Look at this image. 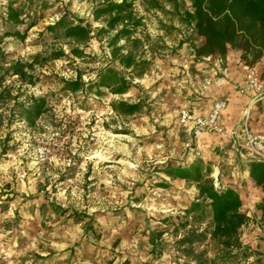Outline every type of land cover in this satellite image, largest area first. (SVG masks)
<instances>
[{
    "label": "rangeland",
    "instance_id": "1",
    "mask_svg": "<svg viewBox=\"0 0 264 264\" xmlns=\"http://www.w3.org/2000/svg\"><path fill=\"white\" fill-rule=\"evenodd\" d=\"M47 1L49 8L23 41L5 37L0 42L8 62H29L33 54L58 49L67 54L34 64L29 70L36 78L32 85L15 76L5 82L13 95L21 93L19 99L43 96L48 107L29 126L16 117L7 121L0 103V264H172L171 254L151 257L146 233L158 217L178 213L196 195L192 185L171 180L159 169L168 160L197 158L186 153L189 137L178 113L197 95L195 64L203 58H194L193 47L202 39L170 14L167 2L158 0L164 10H157L147 0L134 1L141 24L134 34L140 44L133 49L147 59L145 72L131 78L132 88L124 94L105 89L98 96L88 89L62 93L61 80L79 75L85 83L104 65L121 68L110 63L108 35L92 37L76 58L66 41L45 34L63 9L74 22H89L94 34L100 22L91 18L93 0ZM4 3L0 0V6ZM117 101H139L142 108L124 115L112 109ZM208 163L213 180L226 185L230 171ZM161 181L167 186H157ZM257 204L239 230L249 255L226 264H264V219ZM51 205L64 212H53ZM73 213L87 216L77 221ZM88 217L97 238L83 233ZM215 250L208 245L207 255Z\"/></svg>",
    "mask_w": 264,
    "mask_h": 264
},
{
    "label": "trees",
    "instance_id": "2",
    "mask_svg": "<svg viewBox=\"0 0 264 264\" xmlns=\"http://www.w3.org/2000/svg\"><path fill=\"white\" fill-rule=\"evenodd\" d=\"M93 1L91 18L100 22L94 34L89 22H74L64 9L52 24L45 27V34L54 41H66L69 54L76 58L83 55V47L92 37L108 35L106 45L110 63H116L121 69L113 64L104 65L97 70L93 80L85 83L79 75L61 80L60 90L62 93H75L88 89L98 96L105 89L111 94H124L132 88L131 78L141 77L148 63L133 49L140 44V39L134 35L141 24V18L133 11V2L137 0ZM163 1L171 5L170 14L177 16L179 23L202 39L198 46L193 47L195 59L216 56L224 61L227 51L233 50L239 52V59L245 66L253 67L264 57V0ZM147 3L151 9L164 10L158 0H147ZM48 8L47 0H5L0 6V42L5 37L23 41ZM120 41L124 43L119 44ZM66 56L58 49L48 55L33 54L29 56V62H8L0 47V103L6 107L7 121L16 117L32 126L46 112L48 104L43 96L29 95L19 99L21 93L13 95L6 80L15 76L17 81L32 85L36 78L29 70L34 64L41 66L47 60ZM125 72L130 75L129 79ZM111 107L118 113L132 115L139 113L142 105L139 101H117ZM245 164L248 181L260 189L262 197L255 209L264 219V161L250 158ZM159 170L171 180H182L192 185L196 195L178 213L158 217L155 225L147 229L151 257H159L165 252L171 254L172 264H226L236 258H247L249 249L239 239V230L247 221L246 215L240 211L242 201L227 184L222 185L217 179L214 185L209 163L199 157L180 163L168 160ZM157 186L164 188L167 183L161 181ZM51 210L60 214L64 212L54 205H51ZM72 216L82 221L87 215L73 213ZM92 223V218L88 217L83 233L97 238L99 233ZM210 244L216 247L211 257L207 255Z\"/></svg>",
    "mask_w": 264,
    "mask_h": 264
},
{
    "label": "crops",
    "instance_id": "3",
    "mask_svg": "<svg viewBox=\"0 0 264 264\" xmlns=\"http://www.w3.org/2000/svg\"><path fill=\"white\" fill-rule=\"evenodd\" d=\"M253 67L264 79V57ZM195 68L200 76L196 89H193L197 95L186 110L194 115H204L214 101H225V108L218 118L222 132H204L197 139L200 157L204 162H211L215 169L230 171L226 175V184L238 193L242 201L240 211L248 216L253 212L254 205L260 202L262 195L260 189L248 181L245 159L241 157V117L252 98L250 95L238 94L232 85L242 81L245 65L239 59V52L228 50L224 61L207 57L196 63ZM248 125L254 132L264 130V100L251 107ZM183 131L188 135L185 129Z\"/></svg>",
    "mask_w": 264,
    "mask_h": 264
},
{
    "label": "built area",
    "instance_id": "4",
    "mask_svg": "<svg viewBox=\"0 0 264 264\" xmlns=\"http://www.w3.org/2000/svg\"><path fill=\"white\" fill-rule=\"evenodd\" d=\"M233 89L240 95H250L251 101L241 117L242 127V150L241 154L245 161L247 159H257L264 161V130L254 132L248 125L250 109L253 105L264 100V79L254 67L245 66V73L240 83L232 85ZM225 108L224 100H216L208 113L204 115H194L186 109H181L178 113L180 125L188 133V141L185 150L191 157H199L200 152L197 148L198 137L206 133L219 134L222 132L218 124L221 111ZM217 184L214 178V185Z\"/></svg>",
    "mask_w": 264,
    "mask_h": 264
}]
</instances>
